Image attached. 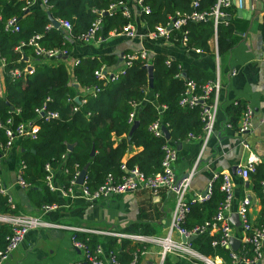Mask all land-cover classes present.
I'll list each match as a JSON object with an SVG mask.
<instances>
[{
	"label": "trees",
	"instance_id": "1",
	"mask_svg": "<svg viewBox=\"0 0 264 264\" xmlns=\"http://www.w3.org/2000/svg\"><path fill=\"white\" fill-rule=\"evenodd\" d=\"M128 1L48 0V10H45L42 6L29 7L30 0H0V57L5 60L2 75L4 95L0 97V124L12 119L13 127L29 121H36L40 125L38 138L20 142L22 151L16 159L14 158L17 165L21 159L27 163L24 176L30 187L27 194L37 208L58 203L61 197L59 192L52 191L47 186V164L54 168L56 175L60 174L57 184L65 187H70L78 172L81 173L88 167L87 185L94 190L104 183L109 174L116 178L121 177L124 174L121 169L123 163L128 167L138 166L146 176L162 171L165 156L163 146L168 139L156 137L149 129L159 117L169 130L173 144L193 137L200 138L203 134L201 106L183 107L180 100L184 95L187 80L196 82L197 93L200 94L204 92L205 85L216 78V74L196 65L183 68L178 60L170 58L167 54L159 53L153 57L152 83L146 62L142 59L135 60L133 65L126 69L125 74L107 83L96 75V71L104 65L116 64L114 56L82 58L70 71L61 59L55 57L48 60L45 54H38L32 45L27 44L23 49L27 56L37 58L36 70L32 75L19 78L11 76L12 70L26 66V62L22 60V52L16 50L22 42L28 43L33 36L40 35L38 42L45 50L59 49L69 52L72 49L71 37L78 39L98 18L103 21L100 35H106L112 30L122 31L130 20L123 15L121 9L110 13L108 10L113 4ZM192 2L193 0H145L151 7V13H144L147 27L150 31H155L158 25H166L178 12L191 13L194 10ZM215 2L216 0H200L198 10H210ZM226 11L228 19L220 21L217 30L221 58H225L237 42L236 31H246L248 28L247 21L234 18L232 7ZM48 13H51L55 20L69 21L72 25L71 36L61 28L50 26L53 22ZM12 17H19L18 32L5 29L7 20ZM184 30L188 31L189 48L211 50L210 42L215 35L213 20L190 21L182 30H172L169 39L176 44H183ZM84 87H97L100 91L88 94L87 102L82 104L75 101V97L80 95L82 99ZM147 88L151 89L155 101H144ZM208 100L213 101V95ZM135 102H141L136 118L139 126L130 135L134 124L129 122V118L133 111L132 103ZM159 105H166V109L161 113ZM76 106L79 107L77 111L74 110ZM246 107L244 101H238L226 108V113L230 116L229 124L233 128L239 129L240 125L237 123L240 122ZM43 108L47 113H58L59 118L47 119L42 116L40 111ZM0 133L1 141L5 142V128H0ZM69 144L74 145L71 151ZM131 146L142 149L127 162H123ZM250 180L264 205L262 164L256 165V171L251 173ZM220 184V179L213 183L212 194L207 201L191 205L185 227L192 228L213 220L225 198ZM20 209L19 206L13 207L8 203L6 195L0 194V213L17 214ZM126 231L131 234H154V230L146 224H134ZM11 234L10 226L0 223V251L6 248L7 238ZM220 234L221 230L205 233L191 243L201 253L220 256L225 264H233L231 250L212 245V241ZM75 237L84 244L89 256H95L97 246L101 243L98 236L76 233ZM142 247V244L129 239L119 243L116 238H112L107 242L106 250L115 255L121 264H131L134 254ZM85 262H89L88 257ZM166 264L173 263L168 258Z\"/></svg>",
	"mask_w": 264,
	"mask_h": 264
},
{
	"label": "crops",
	"instance_id": "2",
	"mask_svg": "<svg viewBox=\"0 0 264 264\" xmlns=\"http://www.w3.org/2000/svg\"><path fill=\"white\" fill-rule=\"evenodd\" d=\"M36 6L43 7L42 3H36L33 7ZM126 8L131 13L129 22L136 27L135 37H130L123 32L124 30L120 32L112 30L106 35L99 33L101 39L91 42L71 37V51L64 55V58H57L64 61L68 69L72 71L82 58L114 56L117 60L116 64L107 67L110 72H119L124 67L122 61L124 54L144 50L148 52L151 60L155 55L163 53L178 60L183 68L196 65L214 73H216L219 58L222 93L215 131L204 150L200 138H190L176 143L179 160L175 169L179 175H187L195 169L190 196L199 193L203 195L209 185L215 182V175L227 172L232 174L236 203L230 214V222L236 236L234 239L240 241L242 231L237 214V204L243 198L249 197L252 200L250 209L252 222L261 224L264 220L262 198L257 195L253 182L250 179L247 181L242 179L237 172L250 159L256 160L257 165L264 166V123L262 121L264 117V62L261 59L264 41L263 4L256 0H234L232 6L234 18L247 21L248 28L246 31H236L237 42L225 58L220 57L218 41L214 38L210 42V51L196 52L184 44L172 42L169 38L152 36L144 13L138 9L136 0L126 2ZM36 60L37 58H34L35 62ZM146 93L148 101H155L150 88L146 89ZM238 101H244L254 111L252 129L245 133H241L239 129L229 124L230 116L226 113V108ZM237 125H240V122ZM141 149L131 146L123 162H127ZM21 151L20 143L12 151L9 159L3 158L0 168V176L4 179L6 188L13 196L16 205L21 208L19 213L43 216L46 220L69 226L112 230L120 233H127L125 230L134 224H146L154 230L152 235L167 234L175 207V197L169 192H162L160 196L154 197L150 191L141 189L96 203H89L81 197L72 198L69 195L60 194L59 207L51 212L43 213L42 208H37L32 204L27 190L17 184V164L14 158L16 159ZM59 175V173L56 175V181L57 178L59 180ZM262 184L264 186V181ZM76 194H80L79 189ZM75 234L70 230L59 228L30 230L7 264H86L83 251L74 245ZM97 238L105 247L103 259L106 264H109L106 249L107 242L112 238L105 236ZM124 239L117 240L121 243ZM241 245L240 243L238 249L242 248ZM148 249L149 252L141 255L137 264L158 263L160 247L150 245ZM169 259L173 264H195L175 254L169 255ZM261 264H264V257Z\"/></svg>",
	"mask_w": 264,
	"mask_h": 264
},
{
	"label": "built area",
	"instance_id": "3",
	"mask_svg": "<svg viewBox=\"0 0 264 264\" xmlns=\"http://www.w3.org/2000/svg\"><path fill=\"white\" fill-rule=\"evenodd\" d=\"M263 4L264 14V0H256ZM48 0H30L29 7H33L36 3H42L45 10L47 8ZM234 4V0H216L210 10L199 11L200 0H193L192 6L194 10L191 13H180L176 16L171 17L166 25H158L155 31H151L152 36L169 38V34L172 30H182L185 25L190 21L201 22L213 20L215 35L214 39L218 41V26L220 21L228 19L227 9L231 8ZM136 5L141 13H151V7L145 3V0H136ZM123 10V15L131 19V13L126 8V2H119L111 5L108 12ZM2 15L0 14V21ZM60 23V28L67 31L70 36L72 32V25L67 20H57ZM229 23L228 21L226 22ZM103 25L102 18H98L90 27V29L78 37L79 40L85 42L97 41L101 39L99 31ZM54 24L52 23V25ZM5 29L7 31H20L19 17L9 18L6 22ZM123 32L127 33L130 37H135L136 27L128 22ZM187 30L183 32V44L187 46L188 37ZM41 38L40 35L33 36L28 43L22 42L16 47L17 51L22 52V60L26 62V66L22 69H16L11 71V76L19 78L26 75H32L36 70L37 63L34 61L35 57L27 56L23 47L27 44L32 45L38 54H45L48 60L58 57L59 55L64 56L68 51L62 50H45L41 47L38 40ZM196 52H201V49H194ZM142 59L146 63V66L152 65V60L146 51H137L124 54L122 61L124 67L119 72H110L107 65L101 67L96 71V75L101 79H104L107 83L116 80L120 75L125 74L126 69L131 67L135 60ZM261 59L264 62V41L262 44ZM170 60L167 61V64ZM5 67V60L0 57V97L4 95V85L2 82V75ZM216 78L209 81L205 87L203 93H197V84L193 80L186 81V89L180 105L183 107H192L195 105L201 106V118L204 122L203 134L200 139L203 143V150L210 141L215 131V126L218 119V113L220 110V96L222 93L221 83V67L220 60L218 58L216 68ZM78 86L77 83H74ZM100 91L97 87H84L82 89L83 97L80 95L75 97V101L79 100V103L85 104L87 102V95L92 93L95 94ZM213 95V101H209L208 98ZM144 101H148L145 99ZM141 102L132 103L133 111L130 113L129 122L134 124L138 115V109ZM159 112L161 113L166 109V105L158 106ZM74 110H79V107H74ZM19 112V111H18ZM42 116H46L47 119L59 118V114L56 112H46L45 108L41 111ZM254 111L247 105L246 110L241 118L239 131L245 133L252 129V120ZM264 123V117H263ZM12 119H8L5 123L0 124V128H5L6 141H1L0 133V168L3 164V158L9 159L12 155V151L17 145L25 139H36L40 131V125L36 121L22 122L18 126L13 127ZM165 127L159 117L153 122L149 129L156 137H165L163 131ZM194 138V137H193ZM165 150V156L162 162V171L151 176H146L138 166L128 167L125 163L122 164L123 175L116 178L113 174H109L106 180L96 189H91L87 185V177H85L84 183L79 185L77 179L80 172L77 174V178L71 182L70 187L59 186L56 181V174L54 168L50 165H46V183L47 186L52 190L59 192L65 196L69 195L72 198L81 197L89 203H96L101 200L109 199L110 197L126 194L128 192H136L141 189H146L151 192L154 197L160 196L162 192H169L175 197V207L171 216V223L169 230L166 235H141L131 233H120L112 230H100L90 229L86 227H77L64 225L62 223L49 221L43 218V216L24 214V213H0V223L10 226L12 234L7 238V246L4 250L0 251V264H7L9 259L12 257L14 251H16L20 245L24 242L27 233L30 230L37 228H59L67 229L74 233L85 232L90 235L105 236L117 239H129L136 243L143 245L142 248L138 249L134 254V259L131 264H137L141 255H145L149 252V246L154 245L160 247L159 260L157 264H166V260L169 255H177L183 260L195 263V264H225L224 259L220 256L205 255L195 249L189 241L192 237H198L205 233H215V231L221 230V234L218 238L212 241L214 247H223L231 250V260L233 264H260L264 257V220L260 225H256L252 222L250 216V209L252 200L249 197L243 198L237 204V214L240 220L242 235L239 237L241 250L234 249L232 247V240L236 237L233 232V227L230 222V214L233 211L236 203L235 183L232 174L223 173L222 175H215L214 180H221L220 190L224 193L225 198L221 202L218 212L212 221H207L203 224L195 225L192 228H187L184 223L187 218V214L191 210V205L207 201L212 194L213 183L209 185V192L206 196L201 193L190 196L191 185L195 174V169L190 171L187 175H179L176 172V164L179 160V151L176 144H173L170 139L163 146ZM256 160L250 159L246 165L240 167L237 171L238 174L244 180H249L251 173L256 171ZM27 163L24 160H20L17 165V184L23 189L28 190L29 184L25 180V170ZM77 189H79V195H77ZM0 194L8 197V203L13 207L16 206L13 196L9 193L4 179L0 176ZM264 199V195H263ZM59 207L58 203L47 204L42 207L43 213L51 212ZM74 245L83 251L85 259L88 257L89 262L86 264H106L103 259L105 253V247L101 243L97 246L95 256H89L83 243L76 240L73 237ZM240 250V251H239ZM109 264H121L115 255L107 253Z\"/></svg>",
	"mask_w": 264,
	"mask_h": 264
},
{
	"label": "water",
	"instance_id": "4",
	"mask_svg": "<svg viewBox=\"0 0 264 264\" xmlns=\"http://www.w3.org/2000/svg\"><path fill=\"white\" fill-rule=\"evenodd\" d=\"M48 16H49V18L52 20V22H53V24H54V27H56V28H60V26H61L60 23L52 17L51 13H48ZM58 58H64V57L61 56V55H59ZM147 68H148V71H149V77H150V80H151V83H152L153 80H154V68H153L152 65L147 66ZM77 102H79V100H77ZM138 126H139V121H136V122L134 123V125L132 126V129H131V131H130V135L133 134L134 130H135ZM163 131H164V133H165V135H166V138H167V139H171V134H170L169 130H168L166 127H163ZM73 148H74V145H73V144H69V150L71 151V150H73ZM94 154H95V151L93 150L92 155H94ZM87 171H88V167H85V168L83 169V171L80 173V175H79V177H78V179H77V183H78L79 185H82V184L84 183V180H85V177H86ZM208 192H209V187L204 191L203 196H206V195L208 194ZM195 239H196V237H192V238L189 239V241L192 242V241L195 240ZM239 245H240V241H238V240H236V239H233V240H232V247H233L234 249H238V248H239ZM260 264H261V263H260Z\"/></svg>",
	"mask_w": 264,
	"mask_h": 264
},
{
	"label": "rangeland",
	"instance_id": "5",
	"mask_svg": "<svg viewBox=\"0 0 264 264\" xmlns=\"http://www.w3.org/2000/svg\"><path fill=\"white\" fill-rule=\"evenodd\" d=\"M27 212V211H26Z\"/></svg>",
	"mask_w": 264,
	"mask_h": 264
}]
</instances>
